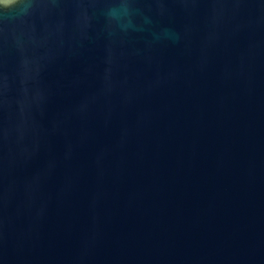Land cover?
Returning a JSON list of instances; mask_svg holds the SVG:
<instances>
[{
	"label": "water",
	"instance_id": "obj_1",
	"mask_svg": "<svg viewBox=\"0 0 264 264\" xmlns=\"http://www.w3.org/2000/svg\"><path fill=\"white\" fill-rule=\"evenodd\" d=\"M0 264H264V0H0Z\"/></svg>",
	"mask_w": 264,
	"mask_h": 264
}]
</instances>
